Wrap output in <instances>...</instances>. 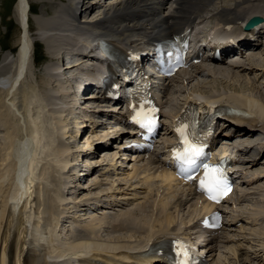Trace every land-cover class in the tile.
<instances>
[{
	"label": "bare ground",
	"instance_id": "1",
	"mask_svg": "<svg viewBox=\"0 0 264 264\" xmlns=\"http://www.w3.org/2000/svg\"><path fill=\"white\" fill-rule=\"evenodd\" d=\"M59 1L63 5H68L70 2V10L76 9L82 2V0H68V3L67 0ZM213 1L214 0H180L179 3H176L175 8L172 9L171 12L163 13V11L151 3L150 0H117V2L106 3L105 5H102L101 1L96 0L92 1V6L87 8V11L96 13L94 15L95 17H93V21H81L80 28L99 33L100 37L109 38L117 43L129 42L136 34L152 41L166 36L171 31L179 32L184 27H189L194 18L199 17ZM225 1L227 3V0ZM21 3L22 6L26 7L27 5L31 9L28 0H21ZM48 6L50 7L51 5ZM240 6L233 8L224 5L219 6L215 11L218 12L217 16L220 21L233 24L240 19H248L253 15H258V12H248L247 10H242ZM56 10L57 12H54L55 9H48L47 7V16L45 19H42V21L37 20L39 21L37 22V26L31 25L29 18L28 27L29 29L31 28L30 31L36 32L56 27L55 25L62 22L61 15L64 13L65 9L63 7H58ZM21 17L25 20V10H22ZM72 23L73 21L71 24ZM64 32L66 34H73L69 31ZM80 36V34L77 35V37ZM44 37L45 41L42 39L41 43H44L46 47V57L48 61L62 62L65 56L62 54L60 45L58 44V41L61 42V39L57 40V38L54 37ZM17 38L18 44L20 41L19 32ZM37 45L39 44L37 43ZM21 46L22 48L19 54H16L14 62L15 67V65L18 64V60L21 61L18 79L15 81V85L11 91L8 90V87L0 89V93L2 91V95L0 96L2 102L0 110L3 116L0 124L2 127L6 126L8 129L3 142L4 148L1 149L2 153L0 154V264H51L48 258L52 255L60 257L59 259L66 258V262H63L64 264H69L70 262L73 264V255L77 254L76 257H78V254H80V256L83 257L90 256L93 253L111 254L121 259H127L125 252L121 253L122 255H117L115 253L120 250H142L147 246L146 243L151 240V236H149L146 243L143 244L142 242L137 245L103 244L91 241L88 238L73 239V244L70 245L56 239L57 236L54 231L57 229L56 226H58L57 223L55 224L56 217L58 216L56 205L59 204L61 197L64 199L61 192L63 183L59 169L61 164L64 168H68L70 161L65 159L69 151L60 145L61 137L53 118L58 111L54 109V111L49 112L47 109V107H49L47 101H52L51 99L56 94L63 95L66 93L61 83L56 79L57 76L54 75L56 74L55 72L44 74L41 72L37 73L35 78L36 84L34 85L25 81V77L30 72L28 71L29 69L27 70V66H29L31 60L34 64L37 63V57L34 50L35 44L33 45L32 40H29L27 36L22 39ZM263 46L264 41L262 40L260 44L251 46L244 61L236 60L233 57L229 67H233L237 71L245 72V68L243 67H251L252 65L255 67L261 66V60L256 53H258V48ZM5 47H8L11 52L15 46ZM5 47L1 46L3 49ZM12 65L11 67H0V76L12 73L14 75L15 70H12ZM0 66L5 65L1 64ZM77 67H79V65L65 71L72 72ZM25 71L27 74H22ZM253 71L254 70H251V72ZM207 72L215 74V72H220V70L214 67L209 68ZM205 73L199 70L198 74L205 75ZM260 74V79L264 81V71L262 73L260 72ZM21 75H24L23 78L20 77ZM28 76H30V73ZM50 76H52V78ZM239 77H237L238 80L243 78L241 75ZM19 79L20 81H18ZM216 81L218 84H223V82L226 84L229 82L224 79H217ZM28 82L31 81L29 80ZM261 87L264 88V82ZM19 94L22 100L21 104L16 100ZM89 98L92 99L94 97L90 96ZM220 98L221 97L216 98L215 100L209 99L207 102H219ZM261 98L263 103H259L258 100L256 101L253 99H231L227 97V103L233 107L245 109L251 116L227 114L229 120H233L235 124H227L228 126L224 125L223 127L220 125L223 133L218 135V138L219 140H223L224 137H227V143H222V145L231 146L230 149H226L228 153L231 150L234 151L236 145H239L243 148L241 151L245 152L244 155L247 154V158L248 154H252L253 152L257 153V150H259L258 155L260 154L264 143L262 146H259V143L254 144L251 142L259 136L256 134L258 122L264 124L263 89L260 90V99ZM262 124H259L260 129L258 130L264 135V125ZM227 127L228 129H223ZM116 131H118V128ZM21 139H26L24 142L27 150L26 161H24L21 170L23 169L27 175L26 182L27 186L30 187L31 193L28 196L26 194L23 204L20 205L21 198L16 197L18 185L13 180L14 171H16L18 163V155L22 150L19 146H24V142L21 141ZM258 163L259 161L253 160L249 166L253 168V166ZM81 175L83 174L80 173L79 176ZM182 202L183 199L179 197L176 199L175 204L178 207L182 205ZM162 208L164 209V207ZM131 215L133 214L129 212V216ZM173 219L171 215L164 216L163 222L166 228L169 227V224L173 223ZM112 220L119 222L118 230L115 226L113 227V232L128 231L127 225L135 223L131 222L127 224L128 219L126 220L119 216ZM262 222L263 218L259 220V225H261ZM164 229L161 228V230Z\"/></svg>",
	"mask_w": 264,
	"mask_h": 264
},
{
	"label": "rangeland",
	"instance_id": "2",
	"mask_svg": "<svg viewBox=\"0 0 264 264\" xmlns=\"http://www.w3.org/2000/svg\"><path fill=\"white\" fill-rule=\"evenodd\" d=\"M9 1L10 0H0V48L1 46H5V45L9 47H13L17 44V40H18L17 36H18L19 30L18 28L17 29L13 28V26L16 27V21L15 22L13 21L17 20V15H16V12L13 11L14 8L12 10L13 13H10V11L8 12V8H9L8 2ZM92 1H96V0H82L81 7L85 8L86 6H89V7L92 6ZM99 1L102 2V0H99ZM59 2L60 1H57V0H30V3L34 6V10L36 11V14L30 15L29 17L31 25L37 26L38 24L37 22H39L37 20L42 21V19H45V17L47 16L46 15L47 7L48 9L49 8L55 9L56 6H60ZM114 2H117V0H105L101 4L105 5L106 3L108 4V3H114ZM48 5H51V6L49 7ZM68 5L70 7V2ZM224 5L231 6L233 8L241 5L240 7L242 10H247L248 12H255V13L258 12L257 14H260L261 12L262 16L264 17V12H263L264 11L263 9L264 0H259V1L258 0L257 1L227 0V3L225 0H222V1L216 0L215 2H212V4L208 6L207 10L209 9L211 10L213 8L217 9L219 6H224ZM255 7L259 8L260 10L263 9V11L259 12L258 10L255 9ZM64 9L65 11L63 14H67L66 13L67 9L66 8ZM7 12L8 14L9 13L10 14L8 15V17L7 16L5 17ZM54 12H57V10L55 9ZM212 13L214 14L215 12H212ZM95 14L96 13L94 12L86 11V13L82 14L80 21L84 22L88 20L89 22H91L93 21V17H95L94 16ZM42 31H45V30H42ZM38 32L39 31H36L38 35L33 36L32 40L39 44L38 45L39 48L38 49L36 48L37 49L36 54L38 55V57L44 58L46 56V47L44 46V43H41L42 42L41 40L42 39L44 40V38H41L40 36L42 34L39 36ZM44 35H46V33H44ZM61 39L64 40L65 38L64 39L61 38ZM58 44L60 45V41H58ZM2 49L3 48H1V50ZM258 49H256L258 50V53H256V55L261 60V63H262L261 66L255 67L251 64L252 65L251 67L250 66L243 67L245 68V72L244 71L241 72L239 70L237 71L233 67H229V68H232V69H229L228 67H225L222 65L220 67L214 66L217 69H219L220 72H215V74L213 73L210 74L208 72V74L205 73V75L203 74L201 76H197V78H195L194 81L190 82L189 86L187 87L188 90L190 92L196 93L197 95L199 94L203 96L204 99L208 97H212V96H216L215 98H219L223 94H226L228 95L227 97L231 99H238V98L249 99V100L253 99L256 101L258 100L259 103H263L262 98L260 99V90L261 89L264 90V88L261 87L264 81L260 79L263 82L257 83V78L259 77L257 75H259L260 72L262 73L264 71V46ZM0 55L3 57H8L7 59L9 60V62H11L10 64H13V62H15V58L11 59L12 56H10L6 51L5 52L0 51ZM48 55H49V51H48ZM10 64L5 65V66H0V67H11ZM42 66H43V63L39 64L38 69H33L32 66H29L28 67L29 70L28 69L27 70L30 71L29 72L30 76H28L29 73L28 74L26 73L27 76L25 77V81L27 83H30L31 85L36 84L35 78H36L37 73L39 72H41L42 74L45 73V70H41L43 68ZM214 67H209V68H214ZM209 68H206L205 71L207 72ZM251 70H254V71L251 72ZM240 75L243 78L238 80L237 77H239ZM50 77L52 78V76ZM260 78H261V74H260ZM28 79L31 82H28L29 81ZM217 79H222V80L224 79L225 81L227 82L229 81V82L226 84L224 82L223 84H218L216 81ZM62 81L64 82V80ZM69 84H70L69 82L66 83V85L64 83L63 84L64 86L61 84L64 88V92L66 93L64 94L66 96L63 99H61V101L54 102L55 104L52 103L51 101H47V105L49 106L47 107V109L49 112L54 111V109H57L58 111V113L55 114L53 118H54L55 125L57 126L58 132L61 137L60 145H62L69 151L67 155L65 156V159L70 161L68 168H64V166L61 164L60 166L61 171L59 169V172H61V178H62L61 180L64 181V184H62L64 199L61 197L59 204L57 203L58 207L57 205L56 207L58 208L59 216H62V217L64 215L70 214V212H74V210H76V207L74 204L84 199H94L93 201H86V203L90 202L92 204L98 201L104 202L105 199H107L108 197H112V196L114 197V195H111V192L119 191L120 192L119 195L117 194L116 196L121 197L123 196V193L121 192L125 191L124 184H123L124 181H122L121 179L117 180V178H114L108 175H104V176L98 175L99 171L107 167L106 165L111 160L110 158L115 148L113 143L110 142L108 146L106 147V149H104V152H107L108 154L106 153L105 155H103V153L101 152L103 147L98 145L101 142L100 140L103 139L102 137L108 134H112L117 130V128L116 129L112 128L114 125L112 123H109L108 120H106V119L111 118L112 116L110 111H108L109 108H107L104 103H101L97 99L89 98L90 96L88 97L84 95L81 97L74 98L71 95L72 90ZM1 95H2V91L0 93V96ZM174 96H175L174 100L177 102V101H180L181 98H183L184 93L177 92L176 95ZM75 99L77 100L75 101ZM16 100L19 102V104H21L22 100H21L20 94L16 97ZM1 104L2 102L0 100V108H1ZM2 117L3 116L1 115V110H0V121L2 120ZM90 122L96 123V126L91 125ZM85 126H90V127L88 128ZM0 127H2L1 124H0ZM3 128L5 129V132H3V134H0V154L2 153L1 149L4 148L3 147L4 138L7 135L6 133L8 132L7 131L8 129L6 126H3ZM258 137H256V139L253 140V142L251 143L258 144L257 142L259 140ZM91 148L95 149L94 153L84 152L85 149L90 150ZM106 155L107 157H105ZM85 167H87L88 171L84 170ZM242 169L244 170L243 176L246 175V179H250L251 176H254V177L258 176L259 174L262 176L264 174V162H262L260 165L258 164L254 165L253 168H250L249 166L248 167L242 166ZM79 173H82V174L86 173V175L83 174L80 176V179H78ZM241 192H242V195L239 198V200L244 198V202L239 204L240 201L235 200V206H232L229 208V212H231L229 218H232L235 215L244 213L245 214L244 219L247 222L243 223L241 226L229 228L225 231L224 239H222V243L220 247V252L218 253V257L216 258V261L214 264H235L234 254H232V252L235 249L237 250L239 248H244L245 250L254 252L255 256H257L258 250L264 249V238H263L264 237V225H263L264 216L261 217L263 218V222L261 226H257V225L253 226L251 223H248L251 221L248 218L249 217L248 212L264 209V205H262V202H264V178L256 180L253 183L251 182L250 184H242ZM81 206H84V204H82ZM126 208L127 209L137 208L136 212L134 213V216L133 215L129 216L130 211H127V210L119 211L117 209L115 213L112 214V219L119 216V217H123L126 220L128 219L127 224L131 223L132 221L138 222L139 224L143 223L145 225L150 224L153 226L160 224V221H161L160 217L162 215V211H158L157 216L153 218L151 217L152 214L150 213V211L146 208H143L139 202H136L134 205L131 204L127 206ZM110 209L114 210V208H110ZM162 210L164 209L162 208ZM104 212H106L107 214L112 213V211L110 210L109 211L108 210H103V211L96 210V211H88L89 214L87 216L88 218H91L94 220L96 217L100 216V214H103ZM189 216H190V212L186 210L183 214L182 213L174 214L173 218L176 222H178L179 220H183V219L187 220ZM74 217H77V215H75ZM67 219H68V222L70 220L72 221V218H67ZM174 220H173V223L175 222ZM101 221L94 222L93 224H91L93 230L96 231L95 237H94L95 239L94 240L90 239L91 241H96V242H100L103 244L113 243V245H117V244L137 245V244L142 243L139 240L142 238V236L133 237L130 235L131 233L133 234L132 231H135V230L124 231L125 233L115 232V231L113 232V228H111L110 232L106 228H103V229L101 228L102 229L101 230L99 228L100 227L99 224L101 223ZM58 222H59V218L57 216L55 220V224L57 223L58 226H57V229L54 230L56 233L55 235L57 236L56 239H61V242L63 241V243H66V244H70V245L73 244V240L68 238V235L65 232L67 229V226L63 225L62 228L60 226L61 229L58 230L59 225H60V222L59 223ZM93 230L89 233H92ZM124 242H127V243H124ZM52 256H54L53 261L60 258V257H55V255H52ZM254 257L252 258L255 259ZM252 262H253L252 264H262L258 260H254ZM243 264H247V263L244 262Z\"/></svg>",
	"mask_w": 264,
	"mask_h": 264
},
{
	"label": "snow or ice",
	"instance_id": "3",
	"mask_svg": "<svg viewBox=\"0 0 264 264\" xmlns=\"http://www.w3.org/2000/svg\"><path fill=\"white\" fill-rule=\"evenodd\" d=\"M133 108V122L142 128L151 130L155 125V110L145 111L141 105L132 104ZM140 109L137 111V109ZM183 123L178 127L177 131L181 137H185ZM202 155L199 147L186 142L182 154L177 155V159L181 162V171L187 174L189 180L193 179L201 170H203V177L199 180V188L204 192L208 198L216 203L225 196L231 189L223 170L218 166L210 165L209 163H198V158ZM177 256L180 258L179 264H187L188 251L186 246L179 241L174 242Z\"/></svg>",
	"mask_w": 264,
	"mask_h": 264
},
{
	"label": "water",
	"instance_id": "4",
	"mask_svg": "<svg viewBox=\"0 0 264 264\" xmlns=\"http://www.w3.org/2000/svg\"><path fill=\"white\" fill-rule=\"evenodd\" d=\"M258 21H260V19L255 18V19H253L252 21H250L249 25H251V24H255V23H257Z\"/></svg>",
	"mask_w": 264,
	"mask_h": 264
}]
</instances>
